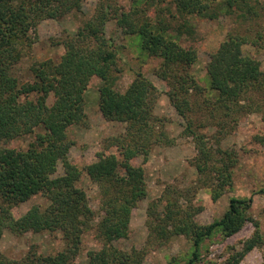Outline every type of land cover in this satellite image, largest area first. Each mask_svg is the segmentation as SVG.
Returning a JSON list of instances; mask_svg holds the SVG:
<instances>
[{
  "label": "trees",
  "instance_id": "16d2710c",
  "mask_svg": "<svg viewBox=\"0 0 264 264\" xmlns=\"http://www.w3.org/2000/svg\"><path fill=\"white\" fill-rule=\"evenodd\" d=\"M85 1L0 0V241L6 231L22 235L56 230L62 231L66 241V247L56 254L30 250L14 259L0 250V264H79L76 257L83 235L94 226L101 245L88 252L85 264H144L145 249L126 251L113 243L128 237L132 216L148 195L146 172L139 159L145 162L154 146L176 144V137L167 131V118L156 113L162 94L185 120L181 136L194 140L197 154L192 165L200 177H206L213 201L232 190L237 153L219 145L226 123L217 124L220 129L213 137L201 131L216 116L211 111L204 122H199L196 116L202 107H194L195 99L204 98L213 110L221 108L223 119L264 106V96H254L256 90L264 91L263 61L256 54H264V0H133L130 9L117 0H99L92 15L75 32L52 38V44L64 48L60 60L34 62L32 78L21 81L16 70L38 39L40 24L84 11ZM151 10L154 15H150ZM191 17H226L232 23L248 24L245 32L237 26L231 29L211 53L206 65L208 89L200 85L193 71L198 49L181 43L183 36L196 33ZM112 20L125 34L139 36L146 54L162 59L154 76L166 83V90L143 71L135 73L124 92L118 89L123 73L119 48L106 32ZM94 77L101 80V117L126 125L124 133L108 138L98 158L81 169L71 159L77 143L68 130L73 125L88 124L85 95ZM207 90L217 93L215 101L205 98ZM24 137L32 139L27 148L10 146ZM111 147L119 153H107ZM60 165L63 173L56 175ZM84 172L100 187L102 215L96 225L90 197L78 184ZM192 191L169 184L159 200L164 202L163 211H157L158 200L149 206L148 226L159 243L177 235L193 242L185 259L170 264H197L207 238L217 233L228 238L247 221L254 223L255 233L242 250L231 255L228 264H239L247 252L263 243L260 225L250 215L252 197L232 196L220 219L199 224L195 216L204 207L192 203ZM38 194L50 201L46 208L34 205L23 215L14 213L16 206Z\"/></svg>",
  "mask_w": 264,
  "mask_h": 264
},
{
  "label": "rangeland",
  "instance_id": "374dc122",
  "mask_svg": "<svg viewBox=\"0 0 264 264\" xmlns=\"http://www.w3.org/2000/svg\"><path fill=\"white\" fill-rule=\"evenodd\" d=\"M117 1L126 9L133 6V0ZM98 2L99 0H86L84 11L71 13L59 20H44L38 28V39L16 70L19 79L26 81L32 78L30 67L36 61L49 58L59 61L64 48L62 45L52 44V38L59 39L64 33L75 32L78 26L92 15ZM154 14L155 12L151 10L150 15ZM190 20L195 26L196 33L193 36H183L181 43L198 49L199 57L193 71L200 85L208 89L209 80L206 65L211 53L217 50L231 29L237 26L239 31L245 32L248 24L232 23L226 17L219 20L191 17ZM106 32L107 36L119 48V61L123 68L118 82L120 91L124 92L128 88L138 71H143L163 90L167 89L166 83L154 76V70L159 67L162 59L146 54L141 49L139 36L125 34L114 20L107 23ZM256 54L262 59L264 68V54ZM100 82L99 78L94 77L86 91L85 112L88 116V124L73 125L68 130L69 137L77 143L72 149L71 159L81 169H84L86 163L98 158L97 153L105 149L108 138L120 135L125 130V123L107 121L101 117L98 92ZM216 95L215 91L207 90L205 98L215 101ZM254 96L262 98L264 91L259 93L256 90ZM195 105L194 107L197 109L198 105L202 107L196 116L199 122H204L205 120L202 121V119H205V115L214 111L216 117H211L208 120L210 124L201 129L209 137H213L220 129L218 123L227 124L224 131L226 134L224 132L221 134L219 145L223 149L235 150L237 153L238 162L233 169L234 186L232 190L227 191L218 201L212 200L209 187L204 182L206 177H200L192 165L197 154L194 140L192 137L181 136L185 120L170 105L168 97L162 94L156 106V113L167 118V131L171 136L176 137V144L154 146L145 162L143 158L139 159L138 164L143 163L145 168L148 195L139 202L132 216L128 237L114 241L113 244L126 251H132L135 247L145 249L147 254L144 264H170L172 261L185 259L191 253L193 242L184 235L173 236L167 242L159 243L156 233L152 232L148 226L150 204L158 200L157 211L161 213L164 209V202H159L160 197L165 192L167 185L172 184L180 189H193L192 192L195 195L192 197V203L204 207V210L195 216V220L199 224H207L220 219L228 209L232 196L252 197L250 215L260 225L263 243L247 252L239 264H262L264 262V106L262 110L250 113L240 112L223 119L221 118L223 113L221 108L215 107L214 110L213 106L209 108L204 102V98L198 99V102L195 99ZM31 140V137L17 139L12 141L10 146L25 149ZM212 144H216V142L213 141ZM107 153L118 154L119 151L115 147H111ZM60 173H63L61 165L58 167L56 175ZM78 184L86 190L90 197V204L95 211L93 225H96L102 215L99 209L100 187L89 180L86 172L83 173ZM49 203L50 201L45 196L38 194L20 203L13 211L17 216H20L34 205H39L44 209ZM182 203L187 205L188 202L183 199ZM254 233V223L247 221L238 233L228 238L223 237L220 233L207 238L201 246V259L197 264H228L231 255L242 250L245 241ZM100 245L94 226L83 235L81 250L76 257V262L85 264L88 261V252L100 248ZM65 247L66 241L61 230L27 232L22 235L6 231L0 241V250L6 256L14 259L25 256L30 250L48 255L56 254Z\"/></svg>",
  "mask_w": 264,
  "mask_h": 264
}]
</instances>
